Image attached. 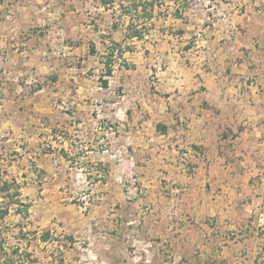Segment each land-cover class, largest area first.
<instances>
[{
	"label": "crops",
	"instance_id": "1",
	"mask_svg": "<svg viewBox=\"0 0 264 264\" xmlns=\"http://www.w3.org/2000/svg\"><path fill=\"white\" fill-rule=\"evenodd\" d=\"M133 1L0 0L6 175H172L212 217L159 240L107 237L98 261L148 264L165 244L180 264H264V0L166 17L162 0L150 17Z\"/></svg>",
	"mask_w": 264,
	"mask_h": 264
},
{
	"label": "rangeland",
	"instance_id": "2",
	"mask_svg": "<svg viewBox=\"0 0 264 264\" xmlns=\"http://www.w3.org/2000/svg\"><path fill=\"white\" fill-rule=\"evenodd\" d=\"M139 1L135 0L136 3ZM170 1L162 0L165 5L164 10H157L159 15L166 17L170 12H175L169 8ZM173 2L176 9L191 6L200 9L203 6L196 0ZM183 3L187 6L183 7ZM11 10L15 9L11 7ZM143 10L142 6L141 12ZM56 27L60 26H50L51 38L55 37ZM5 82L8 88L12 86L10 80ZM3 133L4 138L1 135ZM3 133L0 131V142L8 138L7 132ZM105 150L112 155L118 153V149L113 146ZM2 151L3 147L0 148V201H3L2 206L10 203V212L1 221L3 231L0 233V240L5 246V252L1 254L3 258L13 259L15 264H61L63 255L67 253L75 258L79 253L86 252L94 254V258L91 257L86 262L105 264L110 260L103 255L101 259L105 260L98 261L100 256L97 253L109 251L107 237L159 240L161 235L172 236L179 229L184 228L185 231L196 221L202 222L204 215L206 221L212 217L207 206L202 209L199 207L202 206L200 203L197 207L198 197L195 194L191 195L183 189L176 190L179 185L173 182L172 175H150L154 182L150 178L143 180L139 177L142 175H118L114 177L115 180L106 175H60L59 180L45 182L44 175H6L5 168H8L9 162L7 157L2 156ZM155 180L158 185L147 186L155 183ZM4 181L11 183L10 187ZM45 184L49 186L42 192ZM50 186L54 187L52 192L49 190ZM18 188L20 196L11 197ZM10 199L18 200L11 203ZM209 202L205 201V205ZM20 203L28 205L27 215L16 210L23 208ZM198 213L203 216L201 220H198ZM77 222L83 223L78 228L79 231ZM53 223H56L54 227L57 228L51 232ZM57 223H63L62 226L66 225L67 229H61V225ZM46 232H49L48 243H44L41 238ZM123 242L119 245L121 250L126 246ZM143 245L138 244L137 247L144 248ZM155 245L146 244L145 247L154 249ZM157 246L162 256L157 259L153 257L148 264H180L174 260L168 245Z\"/></svg>",
	"mask_w": 264,
	"mask_h": 264
},
{
	"label": "trees",
	"instance_id": "3",
	"mask_svg": "<svg viewBox=\"0 0 264 264\" xmlns=\"http://www.w3.org/2000/svg\"><path fill=\"white\" fill-rule=\"evenodd\" d=\"M184 1H186V0H184ZM155 3H156L155 0H147L146 2L141 3L142 6L144 7L143 13L145 15H147L148 17L152 16V10L154 8V4ZM132 5L134 6V8H138L139 3H136L135 0H134L132 2ZM182 6L184 7V6H187V5L183 3ZM173 14L176 15V16H181L182 15L180 13V9L175 10V12ZM108 72L110 73V70ZM4 184L7 187H10L11 183H8L7 181H4ZM19 194L20 193H19V188H18V190L14 194H11V197L13 196V198H14V196H15L17 198V196H20ZM16 200H18V199H16ZM16 200L13 199V201H12V199H10V202L13 203V202H16ZM19 202H20V200H19ZM2 203H3V201H0V233H2V231H3L2 230L1 221H4L6 216L10 212V205H9L10 203H6V206H2ZM20 205H22L23 208L22 207L21 208H16L18 213L27 215L28 205H26L25 203H20ZM0 238H1V235H0ZM41 238H42V240L46 241L49 238V232L43 233L41 235ZM2 252H5V246L1 243V240H0V264H15L13 259H10L8 257L3 258L2 254H1ZM22 264H25V263H22Z\"/></svg>",
	"mask_w": 264,
	"mask_h": 264
}]
</instances>
